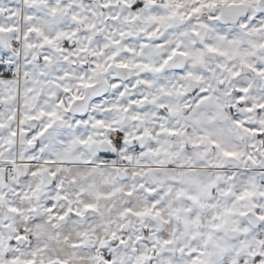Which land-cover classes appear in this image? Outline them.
<instances>
[{
  "label": "snow or ice",
  "instance_id": "snow-or-ice-1",
  "mask_svg": "<svg viewBox=\"0 0 264 264\" xmlns=\"http://www.w3.org/2000/svg\"><path fill=\"white\" fill-rule=\"evenodd\" d=\"M0 264H264V0H0Z\"/></svg>",
  "mask_w": 264,
  "mask_h": 264
}]
</instances>
